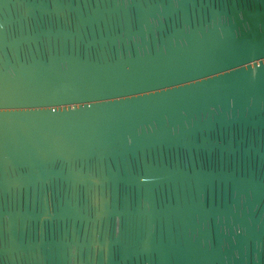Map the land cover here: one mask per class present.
I'll list each match as a JSON object with an SVG mask.
<instances>
[{
  "label": "water",
  "instance_id": "95a60500",
  "mask_svg": "<svg viewBox=\"0 0 264 264\" xmlns=\"http://www.w3.org/2000/svg\"><path fill=\"white\" fill-rule=\"evenodd\" d=\"M0 264H264V0H0Z\"/></svg>",
  "mask_w": 264,
  "mask_h": 264
}]
</instances>
